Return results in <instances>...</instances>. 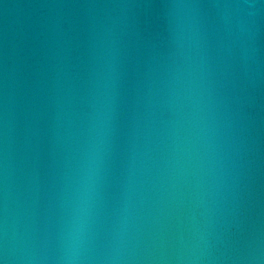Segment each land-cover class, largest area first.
I'll list each match as a JSON object with an SVG mask.
<instances>
[{
    "label": "water",
    "instance_id": "1",
    "mask_svg": "<svg viewBox=\"0 0 264 264\" xmlns=\"http://www.w3.org/2000/svg\"><path fill=\"white\" fill-rule=\"evenodd\" d=\"M172 0H0V230L59 264L85 146L102 171L84 264H264V6L192 0L204 48L178 98ZM251 3L254 8L216 5ZM111 48L103 96L100 43Z\"/></svg>",
    "mask_w": 264,
    "mask_h": 264
},
{
    "label": "clouds",
    "instance_id": "2",
    "mask_svg": "<svg viewBox=\"0 0 264 264\" xmlns=\"http://www.w3.org/2000/svg\"><path fill=\"white\" fill-rule=\"evenodd\" d=\"M264 6V0H260ZM192 0H172L168 5L169 44L171 56L176 66V85L178 98L191 96L193 90L194 65L204 48V36L196 14L201 7ZM217 7H257L255 4H224ZM111 64V48L101 41L95 69L96 87L103 96L107 86L108 72ZM106 114L103 110L99 116L97 140L87 144L83 150L73 185L64 203V216L60 228L59 264H84L83 254L89 238L92 208L96 189L102 171V148L100 138L106 137ZM198 242L195 237L189 254L185 257L187 264H204L205 257L198 255ZM14 253L9 247L6 230H0V264H10ZM256 256L253 259H262Z\"/></svg>",
    "mask_w": 264,
    "mask_h": 264
}]
</instances>
